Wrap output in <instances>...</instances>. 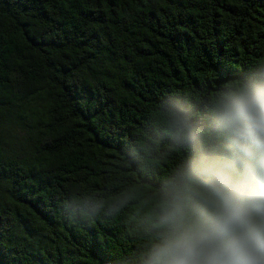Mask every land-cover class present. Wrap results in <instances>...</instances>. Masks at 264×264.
<instances>
[{
	"label": "trees",
	"instance_id": "trees-1",
	"mask_svg": "<svg viewBox=\"0 0 264 264\" xmlns=\"http://www.w3.org/2000/svg\"><path fill=\"white\" fill-rule=\"evenodd\" d=\"M253 73L264 0H0V264H137L163 185L222 147L221 82Z\"/></svg>",
	"mask_w": 264,
	"mask_h": 264
},
{
	"label": "clouds",
	"instance_id": "clouds-1",
	"mask_svg": "<svg viewBox=\"0 0 264 264\" xmlns=\"http://www.w3.org/2000/svg\"><path fill=\"white\" fill-rule=\"evenodd\" d=\"M215 99L220 150L199 146L163 187L157 240L137 264H264V73L230 82ZM174 139L198 135L173 112Z\"/></svg>",
	"mask_w": 264,
	"mask_h": 264
}]
</instances>
